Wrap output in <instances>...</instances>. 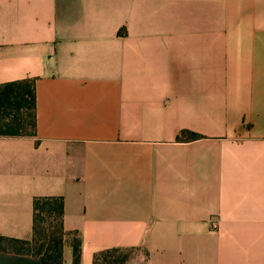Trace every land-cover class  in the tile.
Segmentation results:
<instances>
[{"label": "crops", "instance_id": "1", "mask_svg": "<svg viewBox=\"0 0 264 264\" xmlns=\"http://www.w3.org/2000/svg\"><path fill=\"white\" fill-rule=\"evenodd\" d=\"M27 78L0 235L31 238L34 197L62 196L80 264H264V0H0V84Z\"/></svg>", "mask_w": 264, "mask_h": 264}, {"label": "trees", "instance_id": "2", "mask_svg": "<svg viewBox=\"0 0 264 264\" xmlns=\"http://www.w3.org/2000/svg\"><path fill=\"white\" fill-rule=\"evenodd\" d=\"M120 33V31H119ZM35 79L0 84V135H36ZM189 137L200 135L185 131ZM64 201L62 196H36L33 199V232L29 239L0 235V250L42 264H63L64 244L70 237L71 264H80L81 238L78 231H67L63 225ZM131 248L111 247L95 253L93 264H125Z\"/></svg>", "mask_w": 264, "mask_h": 264}, {"label": "water", "instance_id": "3", "mask_svg": "<svg viewBox=\"0 0 264 264\" xmlns=\"http://www.w3.org/2000/svg\"><path fill=\"white\" fill-rule=\"evenodd\" d=\"M0 264H42L39 260L27 259L22 256L8 259L6 262L0 260Z\"/></svg>", "mask_w": 264, "mask_h": 264}, {"label": "rangeland", "instance_id": "4", "mask_svg": "<svg viewBox=\"0 0 264 264\" xmlns=\"http://www.w3.org/2000/svg\"><path fill=\"white\" fill-rule=\"evenodd\" d=\"M130 251H131V253H130L131 256L129 257V259L126 261L125 264H132V263H133L132 260L134 259L135 255H136V253H137L134 249H130ZM11 255H12L14 258H15V257H18V255H15V254H13V253H11L10 256H11ZM0 256H9V254H8V253H4L3 251L0 250ZM70 257H71L70 252H67V251L64 252L63 264H66L67 262H69ZM133 264H135V263H133Z\"/></svg>", "mask_w": 264, "mask_h": 264}, {"label": "built area", "instance_id": "5", "mask_svg": "<svg viewBox=\"0 0 264 264\" xmlns=\"http://www.w3.org/2000/svg\"><path fill=\"white\" fill-rule=\"evenodd\" d=\"M210 221H211L210 222L211 227H213V228L217 227V225H218V219L216 217L212 216L211 219H210Z\"/></svg>", "mask_w": 264, "mask_h": 264}]
</instances>
